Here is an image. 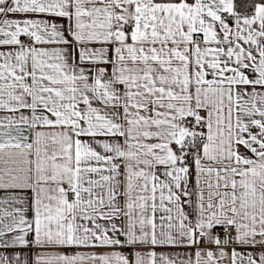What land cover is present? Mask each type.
Returning a JSON list of instances; mask_svg holds the SVG:
<instances>
[{"label": "snow or ice", "instance_id": "snow-or-ice-1", "mask_svg": "<svg viewBox=\"0 0 264 264\" xmlns=\"http://www.w3.org/2000/svg\"><path fill=\"white\" fill-rule=\"evenodd\" d=\"M0 264H264V0H0Z\"/></svg>", "mask_w": 264, "mask_h": 264}]
</instances>
